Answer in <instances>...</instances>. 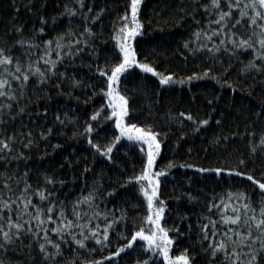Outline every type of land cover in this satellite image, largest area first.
I'll list each match as a JSON object with an SVG mask.
<instances>
[{"label": "trees", "instance_id": "1", "mask_svg": "<svg viewBox=\"0 0 264 264\" xmlns=\"http://www.w3.org/2000/svg\"><path fill=\"white\" fill-rule=\"evenodd\" d=\"M203 3H207V0H143L140 18L145 34L138 37L137 57L141 62L154 66L158 73H174L176 79L212 67L220 83L215 80H194L191 83L160 85L159 76L144 73L135 67L129 70V74L121 82L122 92L129 97L131 122L153 125L162 134H167L161 144L158 167L167 165L169 161L176 167L169 170L166 183L162 180V199L168 205L166 223L162 220V224L170 230L179 227L181 233L174 238L170 255H179L188 248L189 253L195 256V264H208V257L201 247V243L206 247L207 242L201 241L199 226L208 223L210 218L223 230L220 213L217 208H212L209 212V203L214 202L221 209L224 203H230L229 209L224 210L230 215L231 205L236 204V201L229 202V192L242 190L249 194L252 206L257 211L262 197L259 190L253 189L251 182L245 179L230 177L227 173L221 179L214 173H199L196 168H184L180 165L191 163L205 168L235 167L242 153L247 162V168L242 170L255 169L254 175L259 179V169L264 164V156L260 151L254 157H248L249 137L239 136V133L245 132L249 123L251 127L248 131L255 132L254 143L261 132H264V117L258 119L255 115L258 109L264 108V73H257L255 70L249 73L240 71L241 61L247 64L254 55L253 50H238L235 55H230L221 49L219 53L210 56L203 51L193 54L183 46L185 41L195 39L193 33L198 28H207V22L215 19L214 15L205 14L200 8ZM65 5L77 8V14L69 16L65 13ZM124 5L125 0H85V8L79 9L74 0H0V47L6 50L11 48V55L21 61L25 60V49L29 45L21 48L16 44L17 40L32 38L35 43L41 44L40 49H33L32 55L35 58L44 47L42 41L55 40L58 34L69 30L79 37L85 27L80 13L87 12L89 6L93 8V13L89 15L99 8L106 9L99 22L88 21V26L95 33V37L88 38L92 47L82 44L81 52L65 57L63 63L58 64L54 70L57 75L51 76L42 86L36 83V77H31L23 98L18 102L13 101L11 110L0 117L3 121L0 123V135L5 138L9 135L15 137L9 155L14 157L23 153V157L18 160L0 161V172L6 170L8 175L21 177L27 171L32 189L45 186V174L53 177L56 183L46 187L59 200L67 203L69 211L72 202L78 197L93 193L98 210H126L127 229L131 231L133 226L140 225L146 211L143 207L133 209L132 205L137 201L135 197L131 200L128 198L132 196L133 189L126 191L120 185L125 176L139 171L138 155L127 147L129 142L124 140L126 147L114 149L113 164L95 154L87 144L86 137L80 135L92 112L104 103L100 93V89L104 87L101 82L103 78L99 76L96 68L97 65L103 66L107 62L105 56L114 45L111 39L112 22L123 13ZM189 13H194L195 18ZM41 15L48 21L45 32L34 34V29L41 27ZM233 15L235 17L236 13ZM53 17H56L55 22ZM18 27L21 28L20 33L15 31ZM235 31L247 38L251 30L245 22L238 25ZM93 47L96 49L95 55ZM256 63L261 62L257 59ZM229 65V71L224 73L223 69ZM59 73L64 75L60 76ZM226 79L239 85L242 90L234 91L223 85ZM74 81L80 83L74 84ZM180 112H190L197 120L209 119V124L202 126L199 132H194L192 123L186 118L183 126L177 122ZM57 116L64 121L63 124L56 120ZM217 120L221 121L220 125L216 124ZM111 125L112 122L106 124L109 127L107 139H111L114 132ZM49 128L52 133L41 136ZM29 132L31 137L28 136ZM181 132L186 134L183 139L180 138ZM233 133L237 135L233 136ZM225 136L229 139L224 140ZM216 137H220L219 143H209ZM29 139L33 143L25 148L23 145ZM99 142L103 144L106 141L102 138ZM54 145L60 147L54 149ZM189 148L192 149L190 153ZM12 187L17 188L14 181ZM19 187H23V182ZM189 192L196 199L190 201L187 196L182 195ZM176 196L181 198L177 200ZM32 200L33 203H41L38 196H33ZM116 214L119 215V212ZM178 214H187V218L181 220ZM53 237L55 238L54 234ZM110 239L111 244L103 249L94 241H86L88 249L95 247L99 251L89 253L87 249H81L79 257L99 259L101 255L108 256L110 251L125 242L122 238L118 239L115 233L110 234ZM27 243L25 240L24 245H8L7 251L0 250V259L4 264H41L35 245L30 250L25 246ZM73 247L75 246L62 245L64 255L61 264L73 257ZM126 252L130 255L121 253L119 257L112 259L111 264H133L138 251ZM105 264L108 262L105 261Z\"/></svg>", "mask_w": 264, "mask_h": 264}, {"label": "snow or ice", "instance_id": "2", "mask_svg": "<svg viewBox=\"0 0 264 264\" xmlns=\"http://www.w3.org/2000/svg\"><path fill=\"white\" fill-rule=\"evenodd\" d=\"M74 2L79 9L85 8V0H74ZM142 3L143 0H125L123 13L112 22L111 39L114 45L105 56L107 62L103 66L97 65L96 68L99 76L103 78L101 82L104 87L100 89V93L104 103L92 112L85 122L83 133H80L86 137L87 144L95 154L113 164H115L114 149L126 147L123 144L124 140L129 142L127 147L138 155L139 171L125 176L120 186L126 191L129 188L133 189L132 196L128 197L129 200L135 197L137 201L132 205L133 209L138 207L145 209L146 214L141 218L140 225L133 226L132 230L128 231L127 211L124 209L98 210L93 193L78 197L72 202L69 211L67 203L59 200L55 193L46 187L56 183L53 177L45 174V186L32 189V185L28 182L27 171L21 177H15L14 174L8 175L5 170L0 172V250L7 251L8 245L16 243L24 245V241L27 240L28 243L25 246L31 250L35 245L41 264H61L64 255L62 245L75 246L72 248L73 257L64 264H77V259L79 264H105V261L111 264L112 259L119 257L121 253L130 255L126 250L138 251L133 264H195V256L189 253L188 248L181 251L179 255H170L174 238L181 233L179 227L170 230L162 224V220L166 223L165 213L168 208L166 201L162 199V180L166 183L167 176L170 174L169 170L176 167L171 161L163 167H158L161 144L163 139L167 138V134H162L153 125H139L131 122L129 97L122 92L121 82L134 67L144 73L159 76L160 85L191 83L194 80H215L217 83L221 81L212 67L206 68L203 72H193L189 76L176 79L174 73L161 74L150 63L141 62L137 57L136 44L139 43L138 37H143L145 34L144 24L140 18ZM200 8L205 14L214 15L215 19L207 22V28H198L193 33L195 39L185 41L183 46L193 54L203 51L210 56L219 53L221 49L229 52L230 55H235L238 50L252 49L254 53L252 59L247 64L241 61L240 71L249 73L255 70L257 73H264V0H207V3L201 4ZM77 11V8H69L65 5V13L69 16H75ZM105 11L106 9L102 7L89 15L93 13V8L89 6L87 12L80 13L85 27L83 32L79 33V37L69 30L58 34L55 40L42 41L44 47L35 58L32 55L33 49H40L41 44L35 43L32 38L16 41L21 48L26 44L29 45L25 49L24 61L11 55V48L6 50L0 47V117L11 110L13 101L18 102L23 98L31 77H36V83L42 86L51 76L57 75V71L54 70L57 69L58 64L63 63L65 57L75 56L81 52L82 44L92 47L88 38L95 37V33L88 26V21L99 22ZM234 13H236L235 17ZM189 15L195 18L194 13ZM52 19L55 22L56 17ZM39 20L41 27L34 29V34L45 32L48 21L43 15L39 17ZM245 22L251 30L247 38L235 31L238 25ZM196 23L199 24V21ZM15 31L20 33L21 28L18 27ZM92 50L95 55L96 49L93 47ZM257 59L260 60V64L256 63ZM230 67L231 65L225 67L223 72L227 73ZM59 75L63 76L64 73ZM79 83L74 81V84ZM223 85H227L234 91L242 90L239 85L227 79L223 81ZM255 115L258 119L264 117V108L258 109ZM185 118L192 123L194 132H199L202 126L209 124V119L197 120L190 112H180L177 122L183 126ZM56 120L60 124L64 123L59 116ZM2 122L0 120V123ZM107 122H112L111 126L114 127L111 139H107L109 135ZM220 123V120L216 121L217 125ZM250 127L251 123L244 133H239L240 138L245 135L249 137L248 157H254L258 151L264 156V132H261L259 139L254 143L255 132L248 131ZM51 133L52 129L49 128L47 133H41V136ZM31 135L29 132L28 136L31 137ZM185 135L181 132L180 138L183 139ZM232 135L236 136L237 133ZM102 138L106 141L103 144L99 142ZM223 139L228 140L229 137L225 136ZM14 140L15 137L12 135L6 138L0 135V161L18 160L23 157V153L14 157L9 155L12 152ZM219 142L220 137H216L209 143L215 145ZM32 143L33 141L29 139L23 146L28 148ZM52 147L55 149L60 145ZM191 151L192 149L189 148L188 152ZM180 167L196 168L199 173H214L221 179L223 174L227 173L230 177L251 182L252 188L259 190L262 199L259 202L258 211L252 206L251 196L242 190L228 193L229 202L236 201V204L231 205L230 215L224 211L229 209L230 203H224L221 209L214 202H210L208 210L211 212L212 208H217L223 230L217 227L216 221L209 218L208 223L199 226V235L202 242H207L206 247L203 243L201 247L208 257V264H264V164L259 169L261 177L259 179L254 175L255 169L242 170L247 168L246 158L242 153L235 167L205 168L191 163L182 164ZM85 171L88 169L85 168ZM13 181L17 185L16 189L12 187ZM22 182L23 187H19ZM182 195L187 196L190 201L196 199L190 192L182 193ZM33 196H38L41 203H33ZM180 198L176 196L177 200ZM82 205L86 207H81ZM117 212L119 215L116 214ZM178 218L185 220L187 214L184 216L178 214ZM93 221L97 222L93 223ZM122 227L123 230H121ZM112 233L125 242L117 246L114 251H110L108 256L101 255L99 259L79 257L81 249H87L89 253L99 251L95 247L88 249L86 241H94L101 249L108 247L111 244L110 234ZM0 264H4L2 259Z\"/></svg>", "mask_w": 264, "mask_h": 264}, {"label": "rangeland", "instance_id": "3", "mask_svg": "<svg viewBox=\"0 0 264 264\" xmlns=\"http://www.w3.org/2000/svg\"><path fill=\"white\" fill-rule=\"evenodd\" d=\"M149 74H151V73H149ZM152 75V74H151Z\"/></svg>", "mask_w": 264, "mask_h": 264}]
</instances>
